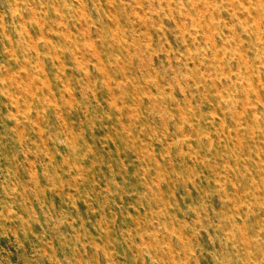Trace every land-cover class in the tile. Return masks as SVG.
<instances>
[{"label":"rangeland","instance_id":"1","mask_svg":"<svg viewBox=\"0 0 264 264\" xmlns=\"http://www.w3.org/2000/svg\"><path fill=\"white\" fill-rule=\"evenodd\" d=\"M0 264H264V0H0Z\"/></svg>","mask_w":264,"mask_h":264},{"label":"bare ground","instance_id":"2","mask_svg":"<svg viewBox=\"0 0 264 264\" xmlns=\"http://www.w3.org/2000/svg\"><path fill=\"white\" fill-rule=\"evenodd\" d=\"M95 12V11H94ZM97 16V15H96ZM84 17V16H83ZM84 22V21H83ZM86 22V21H85ZM91 29V28H90ZM38 59V58H37ZM41 66V65H40ZM93 69V68H92ZM40 71V70H39Z\"/></svg>","mask_w":264,"mask_h":264}]
</instances>
